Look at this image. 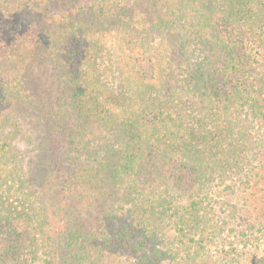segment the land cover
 I'll return each instance as SVG.
<instances>
[{"label": "trees", "instance_id": "trees-1", "mask_svg": "<svg viewBox=\"0 0 264 264\" xmlns=\"http://www.w3.org/2000/svg\"><path fill=\"white\" fill-rule=\"evenodd\" d=\"M257 188L264 0L0 7V264H216Z\"/></svg>", "mask_w": 264, "mask_h": 264}, {"label": "rangeland", "instance_id": "rangeland-1", "mask_svg": "<svg viewBox=\"0 0 264 264\" xmlns=\"http://www.w3.org/2000/svg\"><path fill=\"white\" fill-rule=\"evenodd\" d=\"M2 3L0 4V7L4 5H12L20 3L23 0H0ZM113 52L109 49L105 50L97 62V69L103 79L107 82L109 87H115L116 81L112 83L115 79V76L111 74L107 69L109 67H113L115 65L114 57L112 56ZM99 64V65H98ZM24 164V160L22 161ZM261 192H259V188L256 190H248V197L251 204V207L248 209V205L245 203L244 205L240 204L241 211L244 212L245 216L250 217H257L259 210L264 205V197L260 198ZM244 200V199H243ZM259 201H262L259 203ZM254 206L257 208L254 209ZM252 208L254 209L252 211ZM247 210H249L247 212ZM220 215L225 216L224 212ZM244 225V224H243ZM231 226V225H230ZM232 227V226H231ZM226 235L229 234V232H225ZM246 236L242 238V240L237 241L234 236L228 235V238H225V241L221 243H217V245H210L211 249L209 250V256L210 259L216 263H218V259L220 260V264L223 261H228L231 258L236 259L235 264H264V223H260V221L257 220V224L255 228L251 231H245ZM233 241L231 244L230 242ZM236 245V250L229 252L228 251L232 248L234 249V246ZM44 247V245H43ZM42 246H39L40 254L37 257H34L28 264H44L43 258H44V248ZM239 257L238 260L236 257ZM225 260V261H224ZM241 262H238V261ZM230 264V263H226Z\"/></svg>", "mask_w": 264, "mask_h": 264}]
</instances>
